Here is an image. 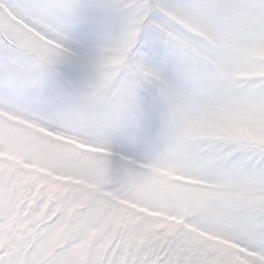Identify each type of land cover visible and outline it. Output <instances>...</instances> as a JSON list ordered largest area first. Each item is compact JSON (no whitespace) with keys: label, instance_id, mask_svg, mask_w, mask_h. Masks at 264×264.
Segmentation results:
<instances>
[{"label":"snow or ice","instance_id":"obj_1","mask_svg":"<svg viewBox=\"0 0 264 264\" xmlns=\"http://www.w3.org/2000/svg\"><path fill=\"white\" fill-rule=\"evenodd\" d=\"M0 264H264V0H0Z\"/></svg>","mask_w":264,"mask_h":264}]
</instances>
